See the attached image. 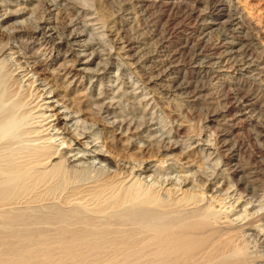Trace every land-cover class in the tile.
Instances as JSON below:
<instances>
[{"label": "rangeland", "instance_id": "1", "mask_svg": "<svg viewBox=\"0 0 264 264\" xmlns=\"http://www.w3.org/2000/svg\"><path fill=\"white\" fill-rule=\"evenodd\" d=\"M0 88L1 151L81 135L78 185L198 193L264 264V0H0Z\"/></svg>", "mask_w": 264, "mask_h": 264}, {"label": "bare ground", "instance_id": "2", "mask_svg": "<svg viewBox=\"0 0 264 264\" xmlns=\"http://www.w3.org/2000/svg\"><path fill=\"white\" fill-rule=\"evenodd\" d=\"M17 100L13 102L22 109ZM19 117L13 109L0 118V142L16 134ZM76 135L69 144L65 140L56 145L46 134L38 137L40 142L35 137L38 144L28 150L7 154L8 148L3 149L6 157L0 153V264L248 263L246 248L235 241L236 234L229 236V230L236 231L232 221H221L215 205L203 204L198 193L168 189L167 199L122 176L78 185L74 163L81 156L73 145L83 141ZM95 153L100 161L113 164L102 149Z\"/></svg>", "mask_w": 264, "mask_h": 264}]
</instances>
